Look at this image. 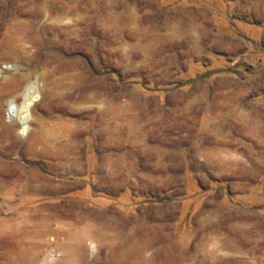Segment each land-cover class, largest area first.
I'll use <instances>...</instances> for the list:
<instances>
[{"label": "rangeland", "instance_id": "374dc122", "mask_svg": "<svg viewBox=\"0 0 264 264\" xmlns=\"http://www.w3.org/2000/svg\"><path fill=\"white\" fill-rule=\"evenodd\" d=\"M0 68V264H264V0H0Z\"/></svg>", "mask_w": 264, "mask_h": 264}, {"label": "bare ground", "instance_id": "6f19581e", "mask_svg": "<svg viewBox=\"0 0 264 264\" xmlns=\"http://www.w3.org/2000/svg\"><path fill=\"white\" fill-rule=\"evenodd\" d=\"M13 43V41H11ZM32 44V43H31ZM9 48H11L10 45H8ZM35 48V47H34ZM15 54V53H14ZM8 55V54H6ZM18 58V57H16ZM21 58V57H19ZM30 58V57H29ZM1 70V68H0ZM3 70V69H2ZM2 72V71H1ZM34 72V71H33ZM21 74V73H20ZM11 79V78H10ZM3 80V79H2ZM5 80V79H4ZM15 81V80H14ZM2 82V81H1ZM20 82V81H19ZM5 83V82H4ZM12 83V82H11ZM37 83V82H36ZM21 86V83L20 85ZM16 89L15 85H7V86H3L0 87V101L5 100L7 97H10V94H12V92ZM33 92V91H32ZM49 93V92H48ZM29 97V96H28ZM27 97V98H28ZM8 101V98H7ZM34 102V101H33ZM26 104L25 108H26V112L25 115L23 116V118L21 119L22 125L20 126L21 131L23 133V135L28 136V138H30L31 140H34V132H33V128L31 126V122L34 120L33 119V108L31 107L32 103ZM10 105L12 106V108H16L17 105L16 103L13 101L10 102ZM9 117V116H8ZM8 132H12V129L10 128L8 130Z\"/></svg>", "mask_w": 264, "mask_h": 264}]
</instances>
